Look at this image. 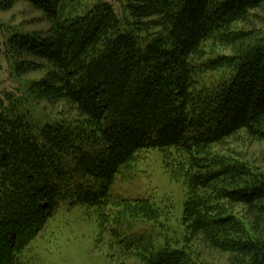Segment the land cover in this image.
<instances>
[{
	"label": "trees",
	"instance_id": "16d2710c",
	"mask_svg": "<svg viewBox=\"0 0 264 264\" xmlns=\"http://www.w3.org/2000/svg\"><path fill=\"white\" fill-rule=\"evenodd\" d=\"M28 1L49 34L12 47L52 67L40 95L63 97L82 120L40 126L0 97V264H27L23 252L62 202L93 210L123 256L197 264L136 232V221L161 215L157 205L110 191L141 149L161 151L184 180L189 234L235 264H264V227L250 237L227 210L264 214V175L213 152L242 130L264 140V23L249 25L264 0H119L121 14L109 0Z\"/></svg>",
	"mask_w": 264,
	"mask_h": 264
},
{
	"label": "rangeland",
	"instance_id": "374dc122",
	"mask_svg": "<svg viewBox=\"0 0 264 264\" xmlns=\"http://www.w3.org/2000/svg\"><path fill=\"white\" fill-rule=\"evenodd\" d=\"M109 2L118 14L123 12L119 0ZM256 15L249 25L264 23V11H256ZM49 31L50 22L44 12L28 0H0V97L6 105H14L16 112L27 114L40 126L52 121L75 125L82 120L75 107L54 93L50 98L42 97L35 85L48 77L52 67L36 53L24 55L12 47V40L19 36L41 39ZM215 50L229 51L227 47ZM221 75H224L221 71L207 74L206 82H215ZM7 92L11 97L6 100ZM213 152L244 163L254 174L264 175V140L243 130ZM163 159L164 155L157 149H141L112 184V194L131 200L149 199L162 210L156 220L136 221V232L148 237L155 249L169 246L190 251L197 264H235L232 254L210 249L199 235L189 234L183 221L186 184L170 176L163 167ZM227 210L239 219L250 237L257 236L259 228L264 227V214L256 209L248 211L242 205L229 204ZM92 211L81 204L60 203L46 227L23 252L27 264H142L138 258L120 254L121 249L101 230L99 217Z\"/></svg>",
	"mask_w": 264,
	"mask_h": 264
}]
</instances>
